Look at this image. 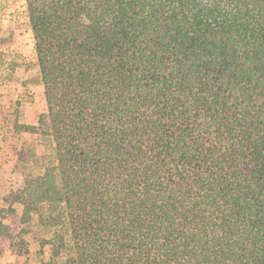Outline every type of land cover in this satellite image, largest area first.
Wrapping results in <instances>:
<instances>
[{
  "label": "trees",
  "instance_id": "16d2710c",
  "mask_svg": "<svg viewBox=\"0 0 264 264\" xmlns=\"http://www.w3.org/2000/svg\"><path fill=\"white\" fill-rule=\"evenodd\" d=\"M27 6L57 164L6 199L0 255L62 205L61 264H264V0Z\"/></svg>",
  "mask_w": 264,
  "mask_h": 264
},
{
  "label": "rangeland",
  "instance_id": "374dc122",
  "mask_svg": "<svg viewBox=\"0 0 264 264\" xmlns=\"http://www.w3.org/2000/svg\"><path fill=\"white\" fill-rule=\"evenodd\" d=\"M35 51L27 0H0V223L10 224L6 199L25 188V176L43 175L57 164L56 144ZM30 92L33 96L30 95ZM33 97V98H32ZM44 119V123H41ZM33 126L35 132L22 130ZM21 216L23 208L15 204ZM33 214L26 252L14 255L2 239L3 264H61L75 256L62 205ZM7 253V254H5Z\"/></svg>",
  "mask_w": 264,
  "mask_h": 264
},
{
  "label": "crops",
  "instance_id": "0c3cea01",
  "mask_svg": "<svg viewBox=\"0 0 264 264\" xmlns=\"http://www.w3.org/2000/svg\"><path fill=\"white\" fill-rule=\"evenodd\" d=\"M40 88H41V90H44V89L42 88V86H40ZM5 254H7V253H5ZM6 257H7L6 255H5V257L0 256V259L3 260V259H5ZM2 258H3V259H2ZM2 262H3V261H1L0 264H3ZM6 264H8V263H6Z\"/></svg>",
  "mask_w": 264,
  "mask_h": 264
},
{
  "label": "built area",
  "instance_id": "2783aa9c",
  "mask_svg": "<svg viewBox=\"0 0 264 264\" xmlns=\"http://www.w3.org/2000/svg\"><path fill=\"white\" fill-rule=\"evenodd\" d=\"M30 95L33 96L31 92H30ZM32 98H33V97H32Z\"/></svg>",
  "mask_w": 264,
  "mask_h": 264
}]
</instances>
